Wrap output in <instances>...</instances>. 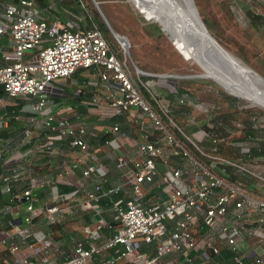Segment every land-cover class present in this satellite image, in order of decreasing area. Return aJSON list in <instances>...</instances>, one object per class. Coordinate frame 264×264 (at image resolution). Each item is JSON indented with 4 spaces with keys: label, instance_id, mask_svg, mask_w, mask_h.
Masks as SVG:
<instances>
[{
    "label": "built area",
    "instance_id": "obj_1",
    "mask_svg": "<svg viewBox=\"0 0 264 264\" xmlns=\"http://www.w3.org/2000/svg\"><path fill=\"white\" fill-rule=\"evenodd\" d=\"M41 1L0 0V87L7 96L22 98V109L28 112L18 135L0 134V214L9 213L11 225L0 226V245L10 254L0 258V264H264V154L253 150L264 140L257 133L264 126L250 123L253 132L248 133L244 123H163L96 23L88 15L86 20L80 16L64 22L49 20L43 14L55 4ZM78 67L95 69L109 91L104 100L114 114L134 106L153 120L151 130L143 120L138 123L139 137L133 140L135 151L129 158L115 154V165L124 176L121 183L108 184L106 168L97 161L90 143L96 128L57 117L48 102L54 82ZM140 82L149 86V80ZM161 97L153 98L167 114L168 102L162 104ZM186 125L194 127L191 135L182 130ZM4 126L0 121V130ZM112 131H118L116 123L110 126ZM236 132L242 133L241 138L232 139ZM230 138L239 151L217 153V143ZM203 140L212 151L199 147L197 142ZM19 142L28 143L27 152L19 151L21 160L9 162L4 152L10 147L17 150ZM183 142L193 146V154ZM103 143L118 146L114 137ZM62 145L78 154L61 166L58 176H72L80 168V177L94 178L78 205L72 201L83 188L79 178L78 187L70 181L50 180L34 174L27 162L29 150L60 153ZM60 183L71 188L65 191ZM45 188L47 198L41 200L38 190ZM125 189L131 194L111 199ZM102 196L111 199L114 226L102 215ZM72 206L90 213V221L79 227L82 237L74 239L72 256L54 260L47 254L39 259L17 254L15 236L30 249L34 242L42 249L54 246L49 230L33 228L34 218L43 213L47 223L60 222ZM17 218L20 224L15 223ZM104 227L111 233H105ZM141 242L149 244L150 253L140 248Z\"/></svg>",
    "mask_w": 264,
    "mask_h": 264
},
{
    "label": "rangeland",
    "instance_id": "obj_2",
    "mask_svg": "<svg viewBox=\"0 0 264 264\" xmlns=\"http://www.w3.org/2000/svg\"><path fill=\"white\" fill-rule=\"evenodd\" d=\"M195 2L200 15L207 21L208 30L215 33L220 40L217 39V41L243 63L264 76V2L256 0H195ZM78 7L82 11L80 13L82 20H86V9L90 18H92L95 9L98 11L106 24L107 31L102 34L104 33L103 36L110 47L116 51L119 59L127 64L130 71L136 72V67H140L146 74H153L154 77L151 76L152 78L147 80H149L150 89L155 94L160 95V91L163 94L169 88L168 85L174 82L173 77L169 75H189L186 79L181 80L192 81L186 84L189 89L197 88L204 92L217 90L230 94L196 64L183 46L162 24L163 30H156L155 26L151 25L155 23L158 25V23L154 21L153 15L142 0H133V3L131 0H81ZM139 11L153 20H146ZM253 14H258V17H253ZM158 26L160 27V25ZM115 33L124 37L117 38ZM77 69L79 70L76 76L63 77L66 79L65 88L67 91H75L79 87L78 83L81 79L93 81L97 77L94 70L82 67ZM66 93L68 98L63 100V104L64 102L74 103L75 99L72 98V94ZM202 96L205 94L202 95L200 92L199 94L192 93V96H179L177 104L172 106L175 112L171 113L172 108H170L169 101L165 99V96L161 97L160 95L162 104L168 102L167 113L170 119L168 118L164 123H177L180 126H184L185 123H208L215 110L228 107L229 101L222 97L217 98L214 102L212 99ZM63 104L59 111L63 110ZM234 104L238 107L252 108L256 115L255 123L264 126V114L259 113L261 107L258 104L241 97ZM183 105L186 108H182ZM154 111L157 112L156 109ZM137 115L142 117L141 112H137ZM25 116L22 115L20 120L27 121L28 115ZM150 119L152 120L151 117L148 118V120ZM233 123L240 122L234 120ZM193 129L192 125H186L182 130L191 135ZM178 130L180 132L178 137L181 138L183 133L181 129ZM262 131L264 129L258 130L257 133L264 138ZM239 135L240 132L234 134L236 137ZM197 144L204 151H212V145L205 140L197 142ZM183 145L188 147L190 153L193 154V146L188 142H183ZM234 152L231 147H227L228 155L234 154ZM241 179L244 180L243 177ZM60 222L62 223V221ZM70 225L69 227H71ZM78 226L80 227L81 224L79 223ZM73 228L75 229V227ZM168 258L169 255L163 256L165 260H170Z\"/></svg>",
    "mask_w": 264,
    "mask_h": 264
},
{
    "label": "crops",
    "instance_id": "obj_3",
    "mask_svg": "<svg viewBox=\"0 0 264 264\" xmlns=\"http://www.w3.org/2000/svg\"><path fill=\"white\" fill-rule=\"evenodd\" d=\"M52 2L55 4V7L53 10L45 11L43 14L44 17L47 19H53L57 18L60 21H67L70 19H77L78 16H80V11L78 7V0H63L61 2H58L57 0H43V3ZM261 3L264 2V0H256ZM260 6V5H259ZM256 7V6H255ZM81 17V16H80ZM91 70H94L93 68H89ZM96 73V71H95ZM72 75V74H71ZM67 76L65 78H70V76ZM97 76V74H96ZM65 78H59L54 82V87L48 92V102L53 106V111L55 112V115L57 117H67L71 120H78L82 122L86 127L94 126L96 128V136L90 139V143L93 145V147L96 149L97 152V161L104 164V167L106 168L107 176H108V184H116L121 183L123 181V174L121 173V170L118 169L115 165V154H120L124 156L125 158H129L132 151L134 150L133 146V140L138 139L140 129L138 126V123H140L141 120L144 121V123H147L148 128L152 129L151 124L153 121L148 120L147 116L139 117L137 115V112H140V109L137 107H130L126 111L114 114L112 106L109 103H105L104 98L107 97L109 94V91L105 88V86L98 80L96 77L95 80L90 81L86 80L84 81L81 79L79 81V87L75 90V92H78L80 88L85 89L86 91L90 92L88 94H84L86 96H82L81 98H76L74 103H68L64 102L63 100L67 99V91L66 84H65ZM110 89H114V85L110 86ZM162 97L165 96L166 100H169L165 92L162 94L161 91L159 92ZM92 97H96V100H92ZM177 97H174V100L171 99L170 104L172 105L174 103ZM16 98L9 97L6 94L0 95V121L2 123H5V126L2 129H6L9 126V123L17 122L20 120V117L22 114L16 113L15 109L13 108V104H15ZM63 104V110L59 111V108L61 107V104ZM22 108V106H21ZM24 109H22L23 111ZM25 111V110H24ZM27 112V111H26ZM175 112L173 109H171V113ZM28 113V112H27ZM28 115V114H27ZM114 116L112 119L111 117ZM27 123V121H25ZM116 123L118 126V131L116 132H109L110 126L112 124ZM105 134H108V136H105ZM16 135V134H15ZM18 135V134H17ZM14 135H10L8 137H11ZM112 138L114 137L118 141V146L115 148H111L110 146L103 143V140L106 138ZM153 137V136H152ZM15 139V138H14ZM35 142H40V139H35ZM13 142H15L13 140ZM28 143H18L17 150H13L14 147H10L5 150L4 156L9 162H15L21 160V156L19 151H26L28 148ZM78 151L75 149H71L66 145H62V151L60 153H57L55 151H38V150H32L28 154V163L31 167V170L34 174L42 175L50 180L58 179L61 181H70L73 183V187H78V183L76 178H79L80 182L82 183L81 187L79 188L74 200L72 201L76 205L79 203V197L82 196L83 198V189H89L92 186L93 177H80V168H78L74 175L72 176H58V171L60 170L61 166H63L65 163L68 162V159L73 158L74 155H77ZM61 188L65 191H68L71 186L60 183L59 184ZM47 190L48 188H45L43 190H38V193L40 195L41 200L47 198ZM121 193V194H120ZM119 195H123L126 193V195H130L131 191L129 189H125V192H120ZM80 195V196H79ZM38 210H42L40 208V204L37 203ZM19 215H22L24 213V210L22 208L18 209ZM101 211H103L101 209ZM105 211L109 213V209L106 207ZM85 212H89V210L80 209L79 206H72L69 208H66L65 210V217L62 222L67 224H76L72 227H75L76 235L74 237H71L70 239L66 235L65 232H63L62 238L53 239L54 246L47 249H42L40 244L37 242L33 243L34 249H30L26 246H24L23 243H21L20 238L18 236H15V242L19 246V250L17 252L18 255H24L29 256L35 259H39L42 255L47 254L49 258L54 260L63 259L67 256L73 255V242L74 239L82 237V234L80 233V228L78 224L81 225L84 223L83 220V214ZM103 213V212H102ZM16 224H20V219H16ZM1 224V223H0ZM48 223L43 218V213H40L38 216L34 218L33 221V228L38 230H47ZM2 226V225H0ZM141 248L143 251L150 253L151 248L149 244H146L144 242H141ZM10 254L5 249V246L0 245V258H9ZM94 258H96V255H94ZM158 264H163V261H158Z\"/></svg>",
    "mask_w": 264,
    "mask_h": 264
},
{
    "label": "trees",
    "instance_id": "obj_4",
    "mask_svg": "<svg viewBox=\"0 0 264 264\" xmlns=\"http://www.w3.org/2000/svg\"><path fill=\"white\" fill-rule=\"evenodd\" d=\"M195 1V0H194ZM42 2V1H41ZM196 4V2H195ZM84 8V7H83ZM86 9V8H85ZM84 9V10H85ZM200 14V13H199ZM86 15L89 16L90 15L86 9ZM201 16V15H200ZM253 17H258L257 15H252ZM202 20L204 21L206 27H207V21L205 18H203L201 16ZM92 21H94L96 23V25L98 26V28L104 32L107 31V27L106 24L104 23L103 19L101 18V16L99 15L98 11L95 9L94 12L92 13V18H90ZM153 26H155L156 30H160L161 28L155 23V24H151ZM211 32V31H210ZM212 35L214 37L217 38V36L215 35V33L211 32ZM104 34V33H103ZM218 41H220L218 39ZM117 54V53H116ZM139 67V66H138ZM83 68V67H82ZM137 68V67H136ZM140 68V67H139ZM138 69L137 74L135 72L131 71V75H132V79L136 82V84L138 85L139 91L142 94V96L144 97V99L150 104V106L152 107V109H156L159 115V118L162 120V122L164 123V121H167L169 118L168 113H164L161 112L160 109L158 108V106L156 105V102L154 100V95L155 93L150 89V86L145 87L144 85L141 84L140 81L145 82L147 79H151L153 76V74H146L145 71L141 70V68ZM79 69H75L72 73V76H76V73ZM171 77H173L172 79H174V82H170L171 84L168 85L169 88L166 89L165 91V95L166 97L169 99V101H171V99L174 100V97H177V100L179 98V96H192V93H196L199 94V92L205 96V98H209L212 99L214 102L215 100H217V98H224L225 100L229 101L228 103V107L224 108V109H217L214 111V114L210 117L208 123H233V121H238L240 123H244L246 125L245 127V131L244 132H253V129L251 127L250 123H255V119H256V115L254 114V110H252V108H248V107H238L236 104H234L235 102L239 101V97L234 96V95H230L227 93H223L222 91H210L207 90L206 92L202 91L201 89H189L188 86L186 85L187 82H192L190 80H186V81H181L182 79H186V77H189V75H169ZM154 77V76H153ZM140 79V81L138 80ZM90 92L86 91L85 89L80 88L78 92L75 91H69V94H72V98L76 100V98H81L82 96H86L84 94H88ZM6 93L4 92V90L0 87V95H5ZM178 102V101H177ZM176 99L174 101V103L170 106V108H172V106H175L177 104ZM24 100L22 98L17 97L16 98V102L15 104H13V108L15 109L16 113L18 114H22V115H26L27 116V112L26 111H22L21 106L23 105ZM182 108H186L185 105L182 106ZM173 109V108H172ZM259 113L264 114V108H260L259 109ZM25 116V117H26ZM114 116L111 117V119ZM233 120V121H232ZM25 126V120L21 119L17 122H13V123H9L8 128L6 129H1L0 130V134H2L3 136H10V135H15L19 132H21V130L24 128ZM242 135V133H240V135L236 138V136H231L233 137L232 139H239L241 138L240 136ZM105 136H108V134H105ZM231 138L229 140H226L225 142H219L217 143V153L223 154V155H228V153H226L227 151V147H231L235 152L237 153L239 151L237 146L232 145L230 142L232 140ZM259 148V149H258ZM255 147L253 148L254 152H259L261 154H264V140H262L259 144V147ZM159 168H162L161 163L157 164ZM231 178H234V175L231 176ZM121 194V193H120ZM117 195H119V193L117 194H113L111 199H115L117 197ZM1 194H0V198H1ZM109 197L107 196H102L100 201H99V206L100 208L103 210L102 215L103 217L107 220V222L109 221V223H111V225H115V222L113 219L110 218V214L105 211V208L107 207L108 209L111 206V200ZM2 201L0 200V203ZM83 220L84 222H89L90 221V213L89 212H85L83 214ZM10 221V215L9 213H1L0 214V225H2L3 228H9L11 225L9 224ZM71 226V225H70ZM47 230H49L51 232V236L53 239H58V238H62L63 232L66 233V235L68 236V238L70 239L71 237H74V235H76V230L71 226L69 227V224L64 223V222H53V223H48L47 225ZM103 231L105 233L110 234L111 232L108 231L107 227L103 228ZM70 235V236H69ZM141 248V246H140ZM142 249V248H141Z\"/></svg>",
    "mask_w": 264,
    "mask_h": 264
},
{
    "label": "water",
    "instance_id": "obj_5",
    "mask_svg": "<svg viewBox=\"0 0 264 264\" xmlns=\"http://www.w3.org/2000/svg\"><path fill=\"white\" fill-rule=\"evenodd\" d=\"M154 1L158 4L159 13L176 35L185 45L191 47L203 61L226 76L239 79L242 88L246 91L258 93L264 98V76L243 63L217 41L202 20L194 0ZM145 19L150 20L149 17H145ZM157 23L159 25V22ZM160 28L162 30L161 26ZM115 35L117 38L124 37L118 33ZM200 75L207 76L206 74Z\"/></svg>",
    "mask_w": 264,
    "mask_h": 264
},
{
    "label": "bare ground",
    "instance_id": "obj_6",
    "mask_svg": "<svg viewBox=\"0 0 264 264\" xmlns=\"http://www.w3.org/2000/svg\"><path fill=\"white\" fill-rule=\"evenodd\" d=\"M133 3V0H131ZM141 1V0H139ZM151 14L154 17V21L159 22V25L162 27V25L170 32L172 36L183 46V48L186 50V52L189 54V56L196 62V64L208 75L211 76L212 79H214L216 82H218L224 89H226L228 92H231L235 95H238L241 98H244L252 103L258 104L260 107L264 108V98L260 94H256L254 92L246 91L241 86V81L236 78H230L226 76L223 72L215 69L211 65L207 64L205 61L202 60V58L197 55V53L189 46L185 45L183 41L176 35L174 30L168 25V23L165 21V19L162 17V15L159 13V10L157 8V2L154 0H142ZM141 13V11H139ZM142 14V13H141ZM144 15V14H142ZM145 16V15H144ZM147 17V16H145ZM150 20L151 17H149ZM162 24V25H161ZM163 30V27H162ZM164 32V31H163Z\"/></svg>",
    "mask_w": 264,
    "mask_h": 264
}]
</instances>
